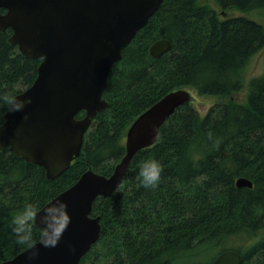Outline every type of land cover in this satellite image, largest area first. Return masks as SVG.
<instances>
[{
    "label": "trees",
    "instance_id": "obj_1",
    "mask_svg": "<svg viewBox=\"0 0 264 264\" xmlns=\"http://www.w3.org/2000/svg\"><path fill=\"white\" fill-rule=\"evenodd\" d=\"M212 1L221 15L264 12V0ZM10 35L0 31V125L40 63L22 56ZM160 39L170 48L152 58L149 47ZM263 48L264 27L250 17L221 18L200 0H163L112 66L102 95L108 108L92 119L66 171L48 180L43 168L0 150V264L27 249L17 243L15 216L29 204L38 211L88 168L109 176L131 123L177 89L220 100L203 116L192 103L178 107L156 142L136 153L119 188L95 199L100 237L79 264H210L226 249L239 252L241 264H264V72L249 80L244 103L232 98ZM152 159L164 171L158 186L146 189L139 171ZM239 177L252 188H237ZM42 234L32 221L35 243Z\"/></svg>",
    "mask_w": 264,
    "mask_h": 264
},
{
    "label": "water",
    "instance_id": "obj_2",
    "mask_svg": "<svg viewBox=\"0 0 264 264\" xmlns=\"http://www.w3.org/2000/svg\"><path fill=\"white\" fill-rule=\"evenodd\" d=\"M163 0H0V31L11 30L9 43L29 59L40 60L32 84L12 99L0 125V150L15 153L44 169L48 180L66 171L80 154L92 119L108 108L102 95L112 66L123 49L159 9ZM3 11V12H2ZM170 43L151 44L158 58ZM194 101L190 90L164 95L131 123L124 139V155L109 176L88 168L69 188L36 211L34 225L45 231L70 222L54 246L35 243L38 256L28 261V248L1 264H79L99 240L100 217L91 216L98 197L111 196L121 185L129 165L142 149L151 147L165 120ZM84 112V116L76 115ZM237 188H252L244 177ZM61 205L65 207L61 209ZM242 255L221 252L211 264H241Z\"/></svg>",
    "mask_w": 264,
    "mask_h": 264
},
{
    "label": "clouds",
    "instance_id": "obj_3",
    "mask_svg": "<svg viewBox=\"0 0 264 264\" xmlns=\"http://www.w3.org/2000/svg\"><path fill=\"white\" fill-rule=\"evenodd\" d=\"M164 171L163 165L152 159L145 161L139 171L140 183L146 189H154L158 186ZM61 209L64 205L60 206ZM36 218V210L33 205L26 206L25 211L15 216L12 220L13 231L17 235V243L26 245L31 250L30 255L26 258L28 261L33 260L38 256V250L35 249V241L32 238V221ZM45 225L42 243L44 246H54L67 224L70 222L66 214H63V226L58 229L50 228L47 218H42Z\"/></svg>",
    "mask_w": 264,
    "mask_h": 264
},
{
    "label": "rangeland",
    "instance_id": "obj_4",
    "mask_svg": "<svg viewBox=\"0 0 264 264\" xmlns=\"http://www.w3.org/2000/svg\"><path fill=\"white\" fill-rule=\"evenodd\" d=\"M203 3H207L211 5L220 15L221 18L228 16H240L245 15L247 17H250L251 19L255 20L259 24H261L264 27V12L261 11H253L250 13H241L239 11H227L225 15H221L220 9L212 0H200ZM264 72V48L260 50L258 53H256L250 60L247 69H246V75L244 79V86L241 90L238 92H235L232 96L233 100H236L240 103H244L246 100L247 92H248V82L251 78L257 77L261 75ZM191 93L194 96V101L192 102L193 107L199 112L201 116H203L206 111L215 103H217L220 99L217 97H211V96H198L195 91L190 90Z\"/></svg>",
    "mask_w": 264,
    "mask_h": 264
},
{
    "label": "bare ground",
    "instance_id": "obj_5",
    "mask_svg": "<svg viewBox=\"0 0 264 264\" xmlns=\"http://www.w3.org/2000/svg\"><path fill=\"white\" fill-rule=\"evenodd\" d=\"M199 250V249H198ZM201 250V249H200ZM205 249H203V251H204ZM227 250V249H226ZM192 255V254H191ZM187 256H189V255H187ZM193 256V255H192ZM185 260V259H184ZM214 260V259H213ZM178 261V260H177ZM211 264V263H210Z\"/></svg>",
    "mask_w": 264,
    "mask_h": 264
}]
</instances>
